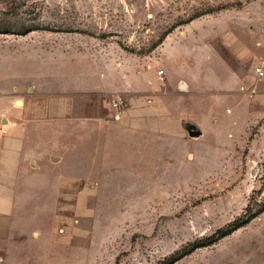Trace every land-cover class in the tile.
Here are the masks:
<instances>
[{
    "label": "rangeland",
    "instance_id": "1",
    "mask_svg": "<svg viewBox=\"0 0 264 264\" xmlns=\"http://www.w3.org/2000/svg\"><path fill=\"white\" fill-rule=\"evenodd\" d=\"M263 33L264 0H0V61L78 62L90 88L115 92L88 97L86 112L125 124L108 102L129 110L141 98L116 92L142 64L163 72L159 100L175 117L194 106L181 119L144 115L155 130L144 145L109 140L100 177L28 173L5 264H264V100L239 89L252 88ZM237 48L253 53L244 65ZM223 87L244 94L215 100Z\"/></svg>",
    "mask_w": 264,
    "mask_h": 264
},
{
    "label": "crops",
    "instance_id": "2",
    "mask_svg": "<svg viewBox=\"0 0 264 264\" xmlns=\"http://www.w3.org/2000/svg\"><path fill=\"white\" fill-rule=\"evenodd\" d=\"M237 49L238 65L246 64L253 53L248 55L240 48ZM256 52H262L259 58L264 57V48ZM71 60L68 59L70 65L64 62L65 69H54L63 65L55 63L53 59H46L44 64L38 62L41 60L30 58L0 61V264H5L4 259L10 250L22 188L28 173L47 170L71 180L100 177L109 168L108 163L114 155L109 140H125L133 147L140 143L144 145L146 140L150 141L151 131L155 130L149 129L148 119L142 120L144 115L152 114L168 121L181 119L191 115L190 110L194 111L192 106L185 111L188 115L184 113L179 118L175 117L159 100V96H163L167 79L161 84L157 72L150 65L147 67L142 64L141 72L136 67L127 69L126 74H133L136 81L129 89L116 92L141 97L136 103L132 97L131 109H119L127 116V122H106L99 117L98 112H86L87 98L115 92L90 88L87 79L85 81L75 73L77 69L74 67L79 66L78 62ZM228 69L231 71L230 67ZM250 71L249 77L245 78L246 86L255 88L256 94L253 97L258 96L259 101H263L264 78L256 81L251 68ZM185 85H179V90L183 94H190L189 101L195 99L186 81ZM221 90L228 95L227 99H231L234 94H244L238 89L229 92L223 87L213 92L215 100L220 98L218 92ZM145 95L152 98L149 107L142 106L141 101ZM110 110L118 113L112 107ZM167 128L162 123L157 129L164 131Z\"/></svg>",
    "mask_w": 264,
    "mask_h": 264
},
{
    "label": "built area",
    "instance_id": "3",
    "mask_svg": "<svg viewBox=\"0 0 264 264\" xmlns=\"http://www.w3.org/2000/svg\"><path fill=\"white\" fill-rule=\"evenodd\" d=\"M252 72L256 81H260L264 78V57H261L257 63L254 64ZM162 73V71H158L156 74L158 77L162 78ZM239 89L241 92H246L251 97L256 94L255 88L246 89L245 87L241 86ZM122 99L123 98L120 96L113 97L109 100L108 104L112 108L116 109L118 113H120L119 109L125 106V102Z\"/></svg>",
    "mask_w": 264,
    "mask_h": 264
},
{
    "label": "trees",
    "instance_id": "4",
    "mask_svg": "<svg viewBox=\"0 0 264 264\" xmlns=\"http://www.w3.org/2000/svg\"><path fill=\"white\" fill-rule=\"evenodd\" d=\"M239 228V226H233L232 228L230 229H226V230H220L218 233H217V238L215 239H211V240H208V242H206L204 245L200 246V247H205V246H209L211 245L212 243H214L215 241L217 240H220L228 235H230L231 233H233L235 230H237Z\"/></svg>",
    "mask_w": 264,
    "mask_h": 264
},
{
    "label": "water",
    "instance_id": "5",
    "mask_svg": "<svg viewBox=\"0 0 264 264\" xmlns=\"http://www.w3.org/2000/svg\"><path fill=\"white\" fill-rule=\"evenodd\" d=\"M190 136L191 137H197V136H199V133L198 132H193V133H190Z\"/></svg>",
    "mask_w": 264,
    "mask_h": 264
}]
</instances>
